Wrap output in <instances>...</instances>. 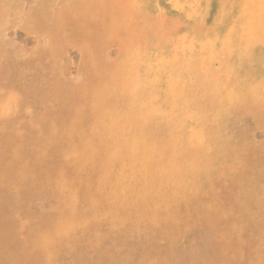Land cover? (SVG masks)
<instances>
[{"label":"rangeland","instance_id":"374dc122","mask_svg":"<svg viewBox=\"0 0 264 264\" xmlns=\"http://www.w3.org/2000/svg\"><path fill=\"white\" fill-rule=\"evenodd\" d=\"M126 1L0 0V264H264V74L240 66L251 31L186 40L146 16L150 1ZM139 58L165 99L155 181L176 195L117 214L99 144Z\"/></svg>","mask_w":264,"mask_h":264},{"label":"bare ground","instance_id":"6f19581e","mask_svg":"<svg viewBox=\"0 0 264 264\" xmlns=\"http://www.w3.org/2000/svg\"><path fill=\"white\" fill-rule=\"evenodd\" d=\"M129 1H131V0H129ZM129 1H128V3H129ZM145 1H150V3H151V4H149V10L148 11H147V9L145 10L148 12V15H146V16H148L151 19H156V20L157 19L160 20L164 17H167V19L169 20V22H168V20L165 19V22L164 23L162 22L163 25L161 24V31L163 33L170 32V34L173 33V35H176V36H182V37L185 36L186 40L187 39L201 40V38H202V40L206 39V43H207V42H211L212 40L217 41L219 38H221V36L223 34L225 36H232L233 34H235L236 37H239V35L242 32L251 31V33H252L251 39H252V42L254 41V44L251 43V46L248 47L246 50H244V49L241 50V55H242V59L240 60L241 71L242 70L246 71V73L250 74V76L253 77L252 79L255 78V80H257V78H259L262 74H264V72H262V71H264V42L262 41V38L264 37V0H212L213 2H211L210 0H202L200 3H197V6L194 8H189L188 7L189 5H187L185 3V0H145ZM128 5H130V4H128ZM133 7L136 8V10H133L134 11L133 13L138 12V15H140V12H139L140 6H138L136 3V5H134ZM133 7H131V8H133ZM127 8H128V6H127ZM159 23H160V21H159ZM232 23L235 25L234 28L230 27V25ZM158 25H160V24H158ZM236 37H235V39L237 40ZM260 37H261V39H260ZM122 40H123V38H122ZM166 42H167V40H166ZM203 43H205V42H203ZM197 47H198V45H197ZM244 47H246V46H244ZM233 48H234V46H233ZM234 50H235V48H234ZM206 53L210 54L209 50L206 49ZM130 56H132V55H130ZM135 61H137V62H135V64L133 63L134 70H135V71H133V73H134L133 83H135V84H134L132 89L130 87L131 90H129V91L126 90L128 92L124 98L123 104L120 106H117L118 113L115 110V106H114V112L112 113L111 109H110L111 105H108L109 114L107 116V119L104 121L106 123V130H104L105 131L104 136H101L103 138V139L101 138L102 142H101V144H99V145H101L102 149L104 148V154H106L107 158H109L108 174H107L105 179L103 178L104 181L102 182V184L100 186L99 192L104 197L106 196V198L109 202V205L114 209V213H117V214L119 212H121L122 210H125L127 208V206H134L137 204H139V205L144 204V207H146L148 204H151L156 210V208L158 209L160 206L166 205L168 203V201H170V199L174 198V196L176 195V194L173 195L174 190H172V189H171V191L166 190V188H165L166 184L164 182L161 185H158L155 181V178L158 175L162 174V173H160V172H162V171H160L161 169H159V167H158V165L162 161L165 160L164 158L166 155L162 156V154L167 152L165 147L161 146L163 144L160 143V140H162V139H160V137H162V134L158 129L155 128L156 125L157 126H163V123L165 121V120L163 121V118L160 116V111H161V109L163 110V108H161V106L163 104H161V103L162 102L164 103L163 100H165V99L163 98L162 102H160L161 93H156L157 91L155 93H153L150 91L151 89L149 88V82H150L149 79L151 77L148 78L149 76L148 75L146 76L144 74V65L145 64L143 63L142 58L141 59L139 58V60L137 59ZM193 61H195V60H193ZM216 61H218V60L216 59ZM122 65H124V64L122 63ZM159 68H160V66H159ZM234 68H235V66H234ZM123 69H124V67H123ZM125 69H126V67H125ZM152 70L153 69H151L150 71H152ZM230 72H231V68H230ZM239 73H240V71H239ZM146 74H148V72H146ZM170 74H172V73H170ZM191 74H192V72H191ZM155 75H157V74H155ZM157 77H158V75H157ZM236 77H237V75H236ZM191 79H193V76ZM233 80H235V79H233ZM114 81H115V79H114ZM199 81H200V79H199ZM259 81L263 85L264 84V77L262 76V78ZM196 82H198V81H195V83ZM239 82H241V81H239ZM171 83H173V81H171ZM236 83H238V82H236ZM122 84H124V83H122ZM126 85H127V83H126ZM172 86H174V84ZM161 87H163V86H161ZM195 87H197V86H195ZM163 89H162V93H163ZM118 91H119V89H118ZM195 92H192V93H195ZM197 92H198V90H197ZM167 93H169V92H167ZM176 99H178V98H176ZM176 102H177V100H176ZM169 104L171 106V103H169ZM174 104H175V102H174ZM197 108H199V107H197ZM112 109H113V106H112ZM164 109H165V107H164ZM181 110H182V108H181ZM182 112H184V111H182ZM192 112H193V110H192ZM173 113H175V112H173ZM148 120L150 121L149 126H147L145 123V121H148ZM191 122H192V120H191ZM175 123H173V124H175ZM160 129H161V127H160ZM94 131H95V129H94ZM98 132H97V134H98ZM168 132H169V128H168ZM149 133H154L153 137L158 136V138L156 137V139L159 142L160 146L156 142L155 145H152L151 149L148 150V154H145L144 149L147 146V142H148L149 137H150ZM179 133H181V132H179ZM179 133H177V134H179ZM197 133H198V131H197ZM177 134L175 133V135H177ZM186 135H188V134H186ZM200 135H201V133H200ZM68 136H69V134H68ZM91 137H93V136H91ZM177 137H178V135H177ZM162 138H164V137H162ZM178 140H179V137L176 138L174 143L171 142L172 143L171 146L173 148H176V149H181L184 146L182 143L178 142ZM166 141H168V140H166ZM89 151L90 152L93 151L92 146H90V148L88 147V153H89ZM87 154H84V155H87ZM80 157H83V156H80ZM83 158L87 160V157L86 158L83 157ZM88 158H90V157H88ZM188 158L192 159L191 155H189ZM80 162H81V160H80ZM81 163H80V165H81ZM86 164H87V162H86ZM167 171H169V170L167 168H165L163 172L170 174ZM82 174H83V172H82ZM78 175H80V174H78ZM24 176L25 175H23V180H24ZM85 176H86V174H85ZM156 180H158V179H156ZM214 182H216V181H214ZM147 183L149 184V187L147 190H145L144 186H147ZM167 186H169V185L167 184ZM181 186L183 188L184 183ZM171 188H174V187H171ZM60 190H62V189H60ZM179 192H181V191H179ZM181 194H183V193H181ZM168 195H170V197ZM171 195H173V196H171ZM179 195H180V193H179ZM179 195H177V196H179ZM70 196L68 195V197H70ZM23 197H24V195H23ZM68 197H67V199H68ZM62 199H63V197H62ZM65 202H66V200H65ZM129 209H132V208H129ZM150 217H151V215H150ZM156 218H157V216H156ZM18 223H19V221H18ZM58 228H59V226H58ZM62 228L64 230V227H62ZM52 231H53V229H52ZM61 239H63V238H61ZM46 243H48V242H46Z\"/></svg>","mask_w":264,"mask_h":264}]
</instances>
